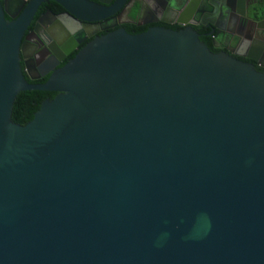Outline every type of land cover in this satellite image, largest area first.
Returning a JSON list of instances; mask_svg holds the SVG:
<instances>
[{"label":"water","instance_id":"95a60500","mask_svg":"<svg viewBox=\"0 0 264 264\" xmlns=\"http://www.w3.org/2000/svg\"><path fill=\"white\" fill-rule=\"evenodd\" d=\"M44 1L13 22L0 3V264H264V38L226 34L239 12L208 0L217 53L192 26L117 30L31 85ZM52 1L91 24L110 5ZM27 91L57 96L22 126Z\"/></svg>","mask_w":264,"mask_h":264},{"label":"flooded vegetation","instance_id":"af4514ba","mask_svg":"<svg viewBox=\"0 0 264 264\" xmlns=\"http://www.w3.org/2000/svg\"><path fill=\"white\" fill-rule=\"evenodd\" d=\"M31 1L0 0L6 21L17 20ZM89 1L101 5L100 0ZM102 1L110 5L106 7L107 11L103 7L101 14L93 16L105 17L103 22L97 24L84 23L67 15L64 8L55 1L45 0L40 3L23 36L21 47V66L29 84H46L54 71L64 67L97 36L102 37L117 30L135 35L152 28L181 31L192 26L200 39H213L207 24L215 12L209 11L211 8L208 0ZM231 4L240 15L233 14L230 17L226 11L217 9L219 14L224 12L221 18H226V22L230 17L228 23L231 25L226 24L225 33L246 41L264 38L262 26L259 28L253 23L264 22V0H232ZM239 60L252 63L246 59ZM254 65L257 71L264 73V62ZM51 94L57 96L56 93Z\"/></svg>","mask_w":264,"mask_h":264},{"label":"trees","instance_id":"16d2710c","mask_svg":"<svg viewBox=\"0 0 264 264\" xmlns=\"http://www.w3.org/2000/svg\"><path fill=\"white\" fill-rule=\"evenodd\" d=\"M201 41L210 47L212 52L219 50L212 46L211 39L201 38ZM55 97L51 92L27 91L21 92L15 100L12 121L25 126L33 120L34 115L40 110L41 105L46 100H53Z\"/></svg>","mask_w":264,"mask_h":264}]
</instances>
